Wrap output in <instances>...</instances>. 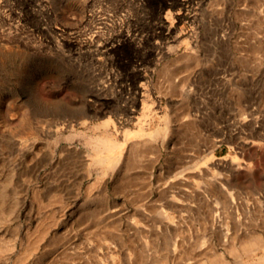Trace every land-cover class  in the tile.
<instances>
[{"label":"rangeland","instance_id":"1","mask_svg":"<svg viewBox=\"0 0 264 264\" xmlns=\"http://www.w3.org/2000/svg\"><path fill=\"white\" fill-rule=\"evenodd\" d=\"M0 264H264V0H0Z\"/></svg>","mask_w":264,"mask_h":264},{"label":"bare ground","instance_id":"2","mask_svg":"<svg viewBox=\"0 0 264 264\" xmlns=\"http://www.w3.org/2000/svg\"><path fill=\"white\" fill-rule=\"evenodd\" d=\"M166 138H168L167 137V135H166ZM102 143H103V145L105 146V148H107L109 151H111V152H114V150L117 148V147H119V144H117V143H115L114 141H112L111 139H109V138H103L102 139ZM137 145V144H136ZM114 159V163H115V165H117V164H119V161H120V159H121V156L120 155H118L117 157H115V158H113ZM123 164V163H122ZM110 165V164H109ZM123 168V167H122ZM107 169V168H106ZM112 169V168H111ZM114 170V169H113ZM123 173H124V171H123ZM115 176H116V174H115ZM117 177V176H116ZM222 187L224 188V185H222ZM102 197V196H101ZM166 216V215H165Z\"/></svg>","mask_w":264,"mask_h":264}]
</instances>
